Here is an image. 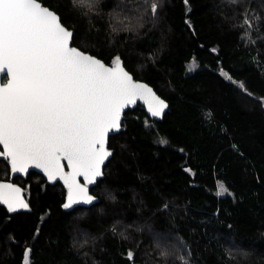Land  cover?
I'll use <instances>...</instances> for the list:
<instances>
[{"label": "trees", "instance_id": "16d2710c", "mask_svg": "<svg viewBox=\"0 0 264 264\" xmlns=\"http://www.w3.org/2000/svg\"><path fill=\"white\" fill-rule=\"evenodd\" d=\"M42 2L106 61L119 53L169 109L161 121L125 114L90 208L64 209L67 190L39 174L16 178L29 210L0 205V264H25L26 249L29 264H178L160 251L180 244L190 264H264V107L238 86L264 96V0H162L155 23L119 34L109 23L138 0H100L90 22L69 0ZM246 8L262 18L255 43L237 26ZM0 180H11L4 160Z\"/></svg>", "mask_w": 264, "mask_h": 264}, {"label": "snow or ice", "instance_id": "6c2138e0", "mask_svg": "<svg viewBox=\"0 0 264 264\" xmlns=\"http://www.w3.org/2000/svg\"><path fill=\"white\" fill-rule=\"evenodd\" d=\"M225 2L238 5L240 0ZM69 4L90 22V13L98 14L100 0H69ZM116 7L124 11L121 4ZM161 7L162 0H138L132 15L117 19L119 27L110 22L109 28L114 34L134 32L146 19L155 23ZM241 16L237 25L244 29L241 39L255 43L252 32L259 31L262 18L247 8ZM86 39L42 0H0V157L13 174L36 168L48 181H62L67 190L62 204L66 210L98 200L90 186L98 184L105 162L114 156L109 137L122 130L125 109L141 101L156 118L169 107L148 83L128 70L119 53L106 61L88 47ZM238 86L264 107V96L255 97L244 82ZM22 193L15 183L0 181V204L9 212L29 208ZM107 198L115 197L109 192ZM112 231L116 234L115 226ZM180 247L163 249L160 256L190 264V250L181 254ZM30 252L26 249L25 264ZM127 257L132 260L134 253L129 250Z\"/></svg>", "mask_w": 264, "mask_h": 264}, {"label": "water", "instance_id": "95a60500", "mask_svg": "<svg viewBox=\"0 0 264 264\" xmlns=\"http://www.w3.org/2000/svg\"><path fill=\"white\" fill-rule=\"evenodd\" d=\"M143 82V81H142ZM150 86V85H149ZM150 87H152V86H150ZM153 88V87H152ZM153 90L155 91V89L153 88ZM156 92V91H155ZM157 93V92H156ZM157 95H159L158 93H157ZM160 96V95H159ZM161 97V96H160ZM162 98V97H161ZM163 99V98H162ZM166 103L169 105V103L166 101ZM137 107H141L143 110H144V112L147 114V116H148V118L150 119V120H155V121H161L163 118H164V116L166 115V113L168 112V109H169V107L167 108V109H165V112H164V115L162 116V117H156V118H153V117H151L150 116V114L147 112V108H146V106L143 104V102H141V101H138L137 102V104L136 105H134V106H130L129 108H127V109H125V112H124V114H123V116H122V121L124 120V116H125V114L129 111V110H133V109H135V108H137ZM120 133V132H119ZM119 133H116V134H110V137H109V141H110V138L112 137V136H114V135H117V134H119ZM1 148H2V146H0ZM112 158V157H111ZM111 158H110V160H111ZM0 159H3L2 157H0ZM4 160V159H3ZM109 160V161H110ZM5 161V160H4ZM109 161H106L105 163H106V165H107V163L109 162ZM8 164V163H7ZM9 166V165H8ZM9 169H10V166H9ZM67 170V169H66ZM30 173H36V174H39L40 176H42L46 181H47V183L49 184V185H51V186H55V185H57V184H60L63 188H65L64 187V185H63V182L62 181H60L59 179H57L55 182H51V181H48L47 180V177L43 174V172L40 170V169H36V168H30L29 170H28V173L27 174H25V173H15V174H13V173H11V171H10V181H5V182H11V183H14L13 181L16 179V178H27L28 176H29V174ZM103 178V177H102ZM102 178H98V181L99 180H101ZM0 181H4V180H0ZM81 182H82V178H81ZM16 184V183H15ZM17 185V184H16ZM17 186H19V185H17ZM96 187V185L95 186H90V191H92V189H94ZM22 188V187H21ZM66 189V188H65ZM22 190H23V197H24V199L26 200V198H25V191H24V189L22 188ZM26 202H27V200H26ZM99 202V200H97L96 202H94V205L95 204H97ZM3 208H5L6 210H8L7 209V206L6 205H2V204H0ZM93 205H85V204H79V205H75L74 207H73V209H75V208H77V207H82V208H90V207H92ZM73 209H70V210H73ZM27 210H29V208L28 209H17L15 212H11V213H18V212H24V211H27Z\"/></svg>", "mask_w": 264, "mask_h": 264}, {"label": "flooded vegetation", "instance_id": "af4514ba", "mask_svg": "<svg viewBox=\"0 0 264 264\" xmlns=\"http://www.w3.org/2000/svg\"><path fill=\"white\" fill-rule=\"evenodd\" d=\"M0 150H2V148L0 147ZM0 160H3V159H0ZM6 162V161H5ZM4 181H7V180H4Z\"/></svg>", "mask_w": 264, "mask_h": 264}, {"label": "rangeland", "instance_id": "374dc122", "mask_svg": "<svg viewBox=\"0 0 264 264\" xmlns=\"http://www.w3.org/2000/svg\"><path fill=\"white\" fill-rule=\"evenodd\" d=\"M27 260H28V264H29V259L27 258Z\"/></svg>", "mask_w": 264, "mask_h": 264}]
</instances>
